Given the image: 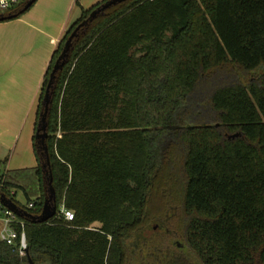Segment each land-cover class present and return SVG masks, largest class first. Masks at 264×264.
Masks as SVG:
<instances>
[{
  "label": "trees",
  "instance_id": "1",
  "mask_svg": "<svg viewBox=\"0 0 264 264\" xmlns=\"http://www.w3.org/2000/svg\"><path fill=\"white\" fill-rule=\"evenodd\" d=\"M24 1L0 11V21L34 3L21 11ZM103 1L82 9L54 50L35 130L66 38ZM229 62L252 74L248 82L215 91L211 122H186L199 77ZM46 119L57 211L46 222L25 219L24 255L0 240V264H123L128 239H141L160 209L153 192L171 150L179 151L178 204L189 251L202 264H264V0L110 6L73 38ZM33 146L38 164L5 170L0 192L38 214L47 180L34 137Z\"/></svg>",
  "mask_w": 264,
  "mask_h": 264
},
{
  "label": "crops",
  "instance_id": "2",
  "mask_svg": "<svg viewBox=\"0 0 264 264\" xmlns=\"http://www.w3.org/2000/svg\"><path fill=\"white\" fill-rule=\"evenodd\" d=\"M98 1L35 0L22 15L0 21V164L5 170L38 164L33 137L47 66L82 9Z\"/></svg>",
  "mask_w": 264,
  "mask_h": 264
},
{
  "label": "rangeland",
  "instance_id": "3",
  "mask_svg": "<svg viewBox=\"0 0 264 264\" xmlns=\"http://www.w3.org/2000/svg\"><path fill=\"white\" fill-rule=\"evenodd\" d=\"M21 2L23 0L19 4ZM251 75L229 62L200 76L188 101L186 122H211L210 98L215 91L230 84L246 83ZM170 153V160L156 180L155 188L158 190L153 192L158 202L156 208L160 209L151 211L156 218L141 232V239L135 240V236L128 239L123 264H202L189 251L182 234L184 218L178 204L181 163L178 150H171ZM4 171V164L1 163L0 172ZM16 198L27 206L26 197L20 190H17ZM92 225L98 226L99 223Z\"/></svg>",
  "mask_w": 264,
  "mask_h": 264
},
{
  "label": "water",
  "instance_id": "4",
  "mask_svg": "<svg viewBox=\"0 0 264 264\" xmlns=\"http://www.w3.org/2000/svg\"><path fill=\"white\" fill-rule=\"evenodd\" d=\"M35 0H25L23 3V6L21 8L22 10H25L28 8L31 3ZM125 0H105L101 2L99 5H97L95 8H93L89 14L83 18L70 32L68 37L66 38L63 47L57 56V58L54 61L53 67L49 73V78L44 90V94L41 100L42 109L39 112V119L37 122L36 130L34 133V139L35 143L37 144V147L41 149V154L45 155V161L41 163L45 180H47V193L43 200V204L41 207V210L38 214H32L31 212L20 208L15 202H13L10 198L5 196L4 193L0 192V201L1 203L6 206L7 208L11 209L14 213H16L18 216L29 220L30 222L34 223H41L46 222L50 218H52L56 211L57 206L55 202V190L52 185V177L50 170L47 171L46 168H49V159H48V153H47V146L45 143V138L47 137V112L49 103L51 102V87L54 82L56 72L62 68V66L65 64L69 57V51L72 46V40L74 37L78 35V31L82 26L87 25L93 18H95L97 15H99L101 12H103L105 9L109 8L110 6L122 2ZM29 264H33L31 260H29Z\"/></svg>",
  "mask_w": 264,
  "mask_h": 264
},
{
  "label": "built area",
  "instance_id": "5",
  "mask_svg": "<svg viewBox=\"0 0 264 264\" xmlns=\"http://www.w3.org/2000/svg\"><path fill=\"white\" fill-rule=\"evenodd\" d=\"M21 0H0V11L11 9L19 4ZM3 172H0V184L3 180ZM33 202L27 204V208H31ZM60 212L65 220H71L73 212L70 209L60 208ZM0 240L7 245L17 248L20 255H24L27 249L26 235L24 231L26 220L11 209L4 206L0 201Z\"/></svg>",
  "mask_w": 264,
  "mask_h": 264
}]
</instances>
